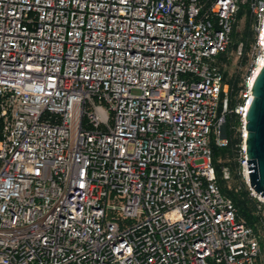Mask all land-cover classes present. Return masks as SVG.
<instances>
[{
	"label": "built area",
	"instance_id": "1",
	"mask_svg": "<svg viewBox=\"0 0 264 264\" xmlns=\"http://www.w3.org/2000/svg\"><path fill=\"white\" fill-rule=\"evenodd\" d=\"M263 63L264 0H0V264H264L213 150L234 111L235 187L264 212L245 143Z\"/></svg>",
	"mask_w": 264,
	"mask_h": 264
},
{
	"label": "trees",
	"instance_id": "2",
	"mask_svg": "<svg viewBox=\"0 0 264 264\" xmlns=\"http://www.w3.org/2000/svg\"><path fill=\"white\" fill-rule=\"evenodd\" d=\"M244 36L249 34V28L246 27L243 31ZM250 47L249 44H246V50ZM247 61L246 58L242 60V64H245ZM241 72L234 73L231 77L227 76V81L230 83V107L233 109L236 104L237 95L240 91V82H241ZM241 125L239 115L234 111H231L226 115V133L229 138V145L226 147H218L213 143L214 158L217 162L219 157L228 158L226 161L232 169V172L235 176H238L237 170L240 169V164L237 160V155L239 154V149L241 146V132L239 130ZM220 163H217L218 175L220 177ZM219 185L222 191L230 196L235 206L238 209L239 215L244 217L246 221L252 225L256 230L262 226L264 223V212L257 211V206L259 201L250 195L249 189L245 183H243L240 189L236 187L228 188L224 180L219 179Z\"/></svg>",
	"mask_w": 264,
	"mask_h": 264
},
{
	"label": "water",
	"instance_id": "3",
	"mask_svg": "<svg viewBox=\"0 0 264 264\" xmlns=\"http://www.w3.org/2000/svg\"><path fill=\"white\" fill-rule=\"evenodd\" d=\"M253 100L246 115V153L249 183L264 198V63L253 88Z\"/></svg>",
	"mask_w": 264,
	"mask_h": 264
},
{
	"label": "rangeland",
	"instance_id": "4",
	"mask_svg": "<svg viewBox=\"0 0 264 264\" xmlns=\"http://www.w3.org/2000/svg\"><path fill=\"white\" fill-rule=\"evenodd\" d=\"M227 70H228V77H231L238 70V68L236 67V63L229 64ZM241 78H242V75H241ZM237 174H238V176H235L233 174V179H231L229 182H226V185H228L231 188H233V187L237 186L240 182H242V179H241V177L239 175V170H237Z\"/></svg>",
	"mask_w": 264,
	"mask_h": 264
}]
</instances>
